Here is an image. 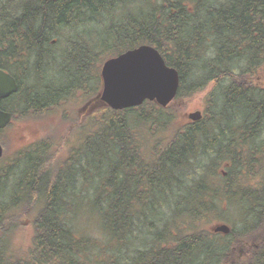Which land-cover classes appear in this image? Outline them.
<instances>
[{"label":"trees","instance_id":"1","mask_svg":"<svg viewBox=\"0 0 264 264\" xmlns=\"http://www.w3.org/2000/svg\"><path fill=\"white\" fill-rule=\"evenodd\" d=\"M133 2L0 0V70L18 85L4 104L13 119L51 112L73 93L92 100L100 92L103 62L141 45L156 49L180 80L166 109L151 102L123 111L96 108L85 125L83 144L73 152L75 160L58 162L61 166L50 162L47 155L53 153L40 141L31 149L38 156L44 153L45 167L37 166V159L28 161L34 169L22 173L10 167L7 181L19 172L14 190L40 200L21 206L16 199L6 201L0 189V224L9 231L18 226L23 211L37 206L26 259L11 249L10 232L0 228V264H101V256L114 259L111 264H119V258L124 259L121 264H264V88L255 80V72L264 66V0H162L151 13L127 15L103 26L113 20L105 19L107 15ZM91 28L102 36H88ZM60 29L81 31L67 38L63 53L57 54ZM204 37L211 55L201 42ZM91 77L97 81L95 90L88 88ZM209 86L202 119L177 125L171 105ZM140 137L155 143L141 145ZM49 162L59 165L57 172L70 168L64 186L57 183L60 174L49 178ZM222 163L225 171L219 175ZM89 167L91 177L86 176ZM88 182H97L91 201L105 233L122 245L116 253L110 252L108 239L96 247L77 237L69 223L77 209L70 198ZM149 187L165 191L172 204L179 201L182 210L175 215V203L172 216H180V222L158 217V211L149 219L152 211L138 208ZM108 189L111 194L103 196ZM223 204L238 213V225L229 222L232 229L225 237L202 227L219 219ZM166 205L165 200L156 210ZM139 219L144 231L135 225ZM143 232L148 238L143 245L130 244ZM95 250L100 253L91 256Z\"/></svg>","mask_w":264,"mask_h":264},{"label":"rangeland","instance_id":"2","mask_svg":"<svg viewBox=\"0 0 264 264\" xmlns=\"http://www.w3.org/2000/svg\"><path fill=\"white\" fill-rule=\"evenodd\" d=\"M200 2H204L205 0H199ZM217 2H221L222 0H217ZM162 4V0H136V2L132 5L126 4V6L118 7L116 8L112 14L107 15V18H111V22L106 21L103 26L108 27L111 24H114V21L122 19L126 17L127 15L137 16L138 13H151L152 11H155L154 6H160ZM220 4V3H219ZM187 6H190V3H187ZM140 9V10H139ZM138 11V12H137ZM191 11V9H189ZM157 15V14H156ZM202 16V15H201ZM93 28H91V31ZM81 30L74 29V30H68V29H60L58 32L57 37V43L59 44L57 46L58 51L57 54L63 53L64 51V43L67 38H74L77 35V32ZM88 33V36L96 37L97 35L102 36V33L92 31ZM104 32V30H103ZM72 36V37H71ZM202 43L204 40L205 47H207V54L211 55V44L208 40L201 39ZM208 46L210 48V51L208 53ZM58 57V55H57ZM243 64L241 63V65ZM264 70V66L261 68ZM261 69L257 71V74L263 75L264 72L261 74ZM199 74L205 73V71H199ZM264 88V78L260 79ZM96 79L90 78V82H88V88L91 90L96 89ZM211 90V87L209 86L202 92L196 93L190 100L188 101H182L180 99L175 101L174 105H171L172 109L170 110L176 115V123L177 125H185L188 124L190 121L187 118V114L193 113L196 111L203 112L205 108V96L206 94ZM88 95L84 93H73L72 95H69V99L61 104H59L57 107H53L54 109L49 113L48 116H51L48 118L47 122H36L34 120L27 119L26 121L22 122H12L8 128L3 131V148L6 150V154L3 157V159L0 161V189H3L4 193V199L8 202H12V200L17 199L18 203L23 206L26 202L30 201V195H26L25 192L19 193L17 191L11 192L13 187H9L7 184H5V181L7 179L8 172L11 169L16 167L17 170H21V173L23 171H26L28 168L34 169V167H30L28 164V161L30 159H37L36 163L37 166L39 165L41 168L45 167L47 158L44 156V153L42 156H38V152H35V149H31L34 144L40 142V139L46 140L48 136L53 137L56 141L53 142V148L52 153L54 156V159L58 162H64L71 152H76L81 147V144H83L84 135L82 134L84 131H81L80 129H75L71 132H68L69 128V122H71V118L75 116L77 109L83 106V104L86 102ZM169 113V110L166 112V114ZM61 118L65 119L67 124L64 123L65 121H61ZM175 123V124H176ZM87 126V125H86ZM55 129V131L53 129ZM143 129H140L138 131H142ZM51 131L53 134H51ZM67 133V134H66ZM142 134V133H141ZM167 133L165 132V136ZM144 138V139H143ZM138 138L141 145H148L149 147L153 146L152 138L143 137ZM144 141H143V140ZM42 142V141H41ZM30 149V150H28ZM28 153V154H27ZM57 154V155H56ZM148 154V155H147ZM147 158L149 157V153H146ZM41 160H39V159ZM19 159V160H18ZM18 160V161H17ZM224 163V162H223ZM221 164L219 168H217V173L219 175L222 174L223 171H225L224 164ZM61 165L60 163H58ZM19 165V166H18ZM59 165L55 164L53 168L49 169L50 171H53L49 173V178L52 179L54 177H57L58 174H60V180L61 182H57L58 184H61L62 186L65 185L64 177L65 174L70 173V168H65L64 166L62 169H60L61 172H57L56 170ZM13 170V169H12ZM58 173V174H57ZM94 174L93 170L89 167V170L86 171V176L91 177V175ZM225 174V173H223ZM151 175V174H150ZM45 176V174H44ZM21 177V176H20ZM22 178V177H21ZM19 179V177L14 178L13 180ZM12 180V181H13ZM30 180V179H29ZM18 181V180H17ZM14 182V185L17 183ZM97 183V182H96ZM93 182H88L83 185V188L81 187L78 190L77 196H72L70 200L74 203L76 209L75 215L71 217L70 225L74 229L77 237H85L87 238L93 245L96 247H102L105 242L107 243V239L109 240V248L112 250L110 252L116 253L119 251L122 247V245L117 241H112L111 236L107 235L104 231L105 228H103V220L100 217V214L97 209H95V206L92 204V201L95 196V192H91L94 190V188L98 187V185ZM146 192V191H145ZM34 193L33 195H38L39 193ZM111 194V189H108L105 191L104 195ZM32 195V194H31ZM32 195V196H33ZM92 200V201H91ZM165 200L167 201V205L164 208H160L159 210H156V207L159 206L162 203H165ZM171 200V199H170ZM167 198H165V191H161L160 189L151 188L149 187L146 192V198L143 200L141 204H144L142 207L139 206V209L149 211V213L152 211L151 215L148 217L149 219H154L155 216H157L155 213L158 211V217H161L165 220H169V218L174 214L173 213V205L175 203L178 204V207L176 209L175 215L179 214V212L182 210V207L179 206V201H175L174 204L170 203ZM226 205L223 204L224 213L220 215L218 220L212 219L209 220V222L206 225H203L204 228H210L216 223L220 224H226L229 227L231 225L229 222H237V210L233 209V207L225 208ZM37 206L34 207L33 211H30V213L26 216H22L21 221L18 222V226L14 228V230L9 231V226L7 228V224H0V228L3 227V231L7 230V234L10 232V236L7 237L10 240L11 249L14 250L21 259H26L28 251L30 250V247L32 245V237H33V226H32V220L35 217V210ZM153 209V210H152ZM154 211V212H153ZM225 215V216H224ZM180 216H177L175 219V216H172L171 220H176L177 223L181 221L179 219ZM224 219L225 221H222L220 219ZM135 220V219H134ZM142 219H139L137 222L135 221L136 227H138V231H144V225L142 223ZM236 225H238L236 223ZM103 229V230H102ZM104 233L107 235H104ZM124 230H121V234H123ZM143 234L130 241V244L133 245H143V243L146 241L145 236L143 237ZM102 251V250H101ZM95 253H100L98 250H95L91 253V256ZM122 255V253H121ZM90 256V259H91ZM125 256V254H123ZM123 258H119V264H121V261L123 262ZM101 264H111V262H114V259L108 256H101L100 260H98Z\"/></svg>","mask_w":264,"mask_h":264},{"label":"water","instance_id":"3","mask_svg":"<svg viewBox=\"0 0 264 264\" xmlns=\"http://www.w3.org/2000/svg\"><path fill=\"white\" fill-rule=\"evenodd\" d=\"M102 90L89 105H101L113 111L134 109L144 102H152L166 108L175 98L179 77L175 69L168 67L157 50L150 46H139L122 55L107 60L100 71ZM17 91L15 80L0 70V100ZM192 122L200 121L199 111L189 113ZM11 120V114L0 111V130ZM3 149L0 144V158ZM212 233L228 235L230 228L217 224L210 228Z\"/></svg>","mask_w":264,"mask_h":264},{"label":"flooded vegetation","instance_id":"4","mask_svg":"<svg viewBox=\"0 0 264 264\" xmlns=\"http://www.w3.org/2000/svg\"><path fill=\"white\" fill-rule=\"evenodd\" d=\"M101 50H103V46L101 47ZM116 57V56H115ZM105 62V61H104ZM103 62V63H104ZM260 69H258L257 71H259ZM257 71L255 72V74H256V77H255V80H256V85L257 86H259V87H261V88H263V85H262V82H261V80L260 79H262V78H264V74L263 75H258L257 74ZM264 72V70L263 69H261V74ZM9 99H10V97H8V98H6V99H3V100H0V111H2V112H7V113H10L9 111H8V109H6L5 108V106H4V104H8V102H9ZM8 101V102H7ZM7 102V103H6ZM84 106V105H83ZM83 106H82V108H83ZM82 108H80V109H77V111H76V114H75V116H73L72 118H71V122H69V128H68V131H67V133L68 132H71V131H73V130H75V129H80L81 131H84L82 134H84V135H86V129H85V125L87 124V122H88V119H90V114H92V113H94L95 111H91V109H90V107H84L83 109ZM50 112H41L37 117H14V119H13V114H11V122H14V121H16V122H22V121H26L27 119H29V120H34V121H36V122H38L39 121V123L40 122H47L48 121V118L49 117H51V116H48V114H49ZM103 116V115H102ZM61 121H65L64 123H66L67 124V122H66V120L65 119H63V118H61ZM4 131V130H3ZM2 132V131H1ZM66 133V134H67ZM39 141H42V143L41 144H43L44 146H47L48 147V149H49V152H52V148H53V142H55L56 140L55 139H53L52 137H48L46 140H43V139H40ZM83 141H84V139H83ZM39 143V142H38ZM82 145V144H81ZM48 156V158H49V160H50V162H54V161H52L53 159H54V156H53V154H50V155H47ZM76 157H78V155H75V153H73V152H71V154L69 155V157L66 159L67 161H69V162H71V161H73V160H75L76 159ZM48 160V161H49ZM55 160V159H54ZM65 160V161H66ZM49 162V165L46 167V170H47V172H49V173H51V172H53V171H50L49 169H51V168H53L54 167V165L55 164H51ZM61 166V165H60ZM60 169H62V168H60ZM9 173V172H8ZM14 174L15 175H17L16 176V178L18 177V174H19V172H18V174H16L15 173V171H14ZM15 177V176H14ZM7 179H8V175H7ZM14 182H16V180H13V181H5V184H7L9 187H13V189H12V191L11 192H15L16 190H14L15 189V186H18V184H19V182H17L15 185H14ZM19 190H22V188L20 187L19 188ZM36 200H40V198L39 197H32V198H30V201L29 202H35ZM16 201H17V199H16ZM17 203H18V201H17ZM19 204V203H18ZM20 205V204H19ZM26 212H28V213H26ZM30 212H29V210H25V211H23L22 212V216H26V215H28ZM21 216V217H22ZM260 242H261V244H262V247H263V249H262V251H261V254H263V258H264V235L260 238ZM242 253V250H239V254H241Z\"/></svg>","mask_w":264,"mask_h":264},{"label":"bare ground","instance_id":"5","mask_svg":"<svg viewBox=\"0 0 264 264\" xmlns=\"http://www.w3.org/2000/svg\"><path fill=\"white\" fill-rule=\"evenodd\" d=\"M123 5V4H122Z\"/></svg>","mask_w":264,"mask_h":264}]
</instances>
